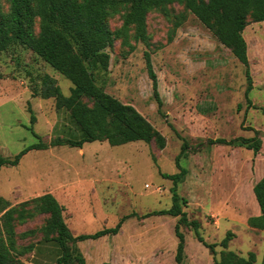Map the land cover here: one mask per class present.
Instances as JSON below:
<instances>
[{
  "label": "rangeland",
  "instance_id": "1",
  "mask_svg": "<svg viewBox=\"0 0 264 264\" xmlns=\"http://www.w3.org/2000/svg\"><path fill=\"white\" fill-rule=\"evenodd\" d=\"M7 9L8 0H0V11ZM123 12L121 9L108 17L112 30L120 27ZM242 34L252 83L246 96L243 65L212 30L181 3L150 10L146 38L135 40L132 30L126 44L116 37L108 49L107 71L100 73L98 83L145 116L164 136L165 146L141 140L115 146L92 141L80 148L49 146L41 153L30 149L21 156L23 170L30 165L46 166L47 171L61 164L86 165L102 167L101 172L113 180L107 189L110 193L104 190V197L90 195V205L69 200L63 207L72 213L73 220L84 211L92 220L80 225L81 232L75 234L112 227L128 215L113 240L77 242L86 264H176L177 216L151 212L171 205L172 181L162 173L178 171L175 159L183 141L188 148L178 163L187 172L176 190L186 199L182 209L187 217L199 222L206 242L216 244V257L225 249L219 242L230 231L233 235L226 249L244 257L252 251L255 263L262 261L264 229L250 227L246 220L258 213L252 186L264 174V21H249ZM144 51L149 52L157 77L160 106L152 95ZM43 74L54 78L64 95L69 94L71 82L30 49L17 44L0 52L1 156L12 158L29 145L48 143L55 136L77 138L81 134L68 111L55 108L53 97L40 96ZM252 136L260 138L256 153L246 146L209 141ZM75 226L77 221L73 230H77ZM179 230L184 235L179 264H213L211 252L190 227L179 224Z\"/></svg>",
  "mask_w": 264,
  "mask_h": 264
},
{
  "label": "trees",
  "instance_id": "2",
  "mask_svg": "<svg viewBox=\"0 0 264 264\" xmlns=\"http://www.w3.org/2000/svg\"><path fill=\"white\" fill-rule=\"evenodd\" d=\"M174 2L181 3L205 27L212 30L219 43L227 47L243 65L246 96L252 88V83L247 45L242 32L249 21H264V0H8L7 11H0V52L7 51L17 44L22 45L71 82L69 94L64 95L55 79L43 74L40 96L53 97L57 110H67L81 135L78 138L55 136L48 143L35 142L12 158L0 155V166L17 164L21 156L30 149L59 145L80 148L83 143L92 141H106L112 146L137 140L146 143L154 141L159 148H163L164 136L133 105L107 93L98 83V76L107 71L110 57L108 49L113 47L116 37H121L126 44L132 30L135 40H144L147 13ZM121 9H124L121 25L112 30L108 24V17ZM143 55L147 75L151 81L152 95L160 106L162 102L150 54L144 51ZM34 118L31 114L30 122H33ZM34 135L37 136L36 133ZM209 141L246 146L252 149L253 153L258 151L260 145V138L257 136L235 137L228 140L218 137ZM187 148L186 141H183L180 153L175 159L178 171L162 173L172 181L170 207L151 212L177 216L174 225V234L178 239L176 264L181 262L184 249V235L179 230V224L190 227L195 238L211 252L213 264H256L254 252L250 251L244 257L226 249L233 235L230 231H227L219 242L225 249L220 250L219 257H216L214 250L216 244L204 240L199 232V222L196 219H189L182 209L187 202L185 198L178 196L176 186L183 180L187 171L179 165L178 159ZM252 192L257 202L258 213L248 216L246 222L250 227L263 230L264 174L253 184ZM6 206L7 204H3L0 198V210ZM40 213L46 214V217L41 219L37 228L42 231L44 239L54 240L60 247L55 264H86L77 242L115 234L123 220L128 217L122 216L112 227L74 235L63 218V206L50 193L39 195L9 207L1 214L0 264H23L20 256L30 246L18 248L15 223H21L25 217H34ZM101 264L111 263L104 261ZM259 264H264V258Z\"/></svg>",
  "mask_w": 264,
  "mask_h": 264
},
{
  "label": "crops",
  "instance_id": "3",
  "mask_svg": "<svg viewBox=\"0 0 264 264\" xmlns=\"http://www.w3.org/2000/svg\"><path fill=\"white\" fill-rule=\"evenodd\" d=\"M36 150L41 153L47 151V148ZM26 153L22 156H25ZM19 163L0 166V198L3 200V204H7L4 209L0 210V216L9 207L45 193L52 194L63 207L65 203L67 204L70 201L74 204L90 205V195L95 196L97 193L100 198L104 197V190H107L111 181H113L101 172L102 167L61 164L58 167L53 166L47 171L46 166L40 168L30 165L23 170V168H20ZM100 188L103 189L98 191ZM106 193L110 192L107 190ZM44 217H46V214L40 213L34 217H25L21 223H15L14 229L18 234L16 237L18 248L30 246L20 256L23 264H55V260L60 254L58 243L54 240L44 239L42 231L37 228ZM63 218L74 235H77L75 232H81L79 230V228H82L79 227L80 225L85 226L92 222L91 218L86 216L85 211L77 215V220H73L72 213L69 214L64 208ZM76 221L78 226L75 227L77 230H73V224ZM115 235L106 234L93 239V241L99 239L113 240L111 237ZM79 242L82 243V241Z\"/></svg>",
  "mask_w": 264,
  "mask_h": 264
}]
</instances>
